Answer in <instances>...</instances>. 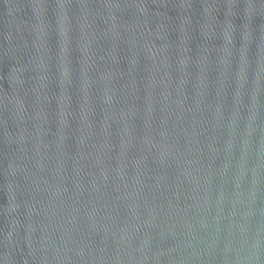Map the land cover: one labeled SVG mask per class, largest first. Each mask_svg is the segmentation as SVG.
<instances>
[{
  "label": "water",
  "instance_id": "95a60500",
  "mask_svg": "<svg viewBox=\"0 0 264 264\" xmlns=\"http://www.w3.org/2000/svg\"><path fill=\"white\" fill-rule=\"evenodd\" d=\"M0 264H264V0H0Z\"/></svg>",
  "mask_w": 264,
  "mask_h": 264
}]
</instances>
